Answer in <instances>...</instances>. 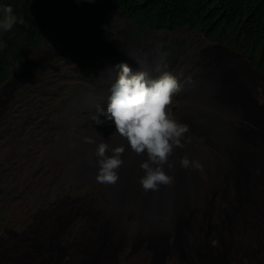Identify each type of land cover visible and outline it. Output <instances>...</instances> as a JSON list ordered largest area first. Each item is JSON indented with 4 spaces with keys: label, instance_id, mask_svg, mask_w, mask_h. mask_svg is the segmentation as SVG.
I'll return each instance as SVG.
<instances>
[{
    "label": "rangeland",
    "instance_id": "rangeland-1",
    "mask_svg": "<svg viewBox=\"0 0 264 264\" xmlns=\"http://www.w3.org/2000/svg\"><path fill=\"white\" fill-rule=\"evenodd\" d=\"M91 32L102 39H90ZM121 62L147 72L151 79L164 72L177 76L181 91L174 95L171 107L182 123L181 117L188 113L202 118L194 105L205 101L206 91L241 86L243 93H252L254 105L264 103L254 84L264 82L261 71L240 52L207 40L197 30L140 33L119 11L82 14L64 41L52 40L24 51L8 81L0 86V264H50L54 251L58 252L56 264H199L197 259L219 264L214 259L215 234L206 238L201 231L204 211L214 209L213 203L220 211V201L226 197L229 203L238 192L233 184H222L218 176L198 183L191 200L151 213L134 196L126 202L103 195L93 198L84 189L91 186L86 181L91 175L77 179L82 200L71 203L60 197L77 188L75 179L70 178L71 171L64 173L68 166L57 167L49 158L74 145L75 135L109 126L98 109L106 112L115 66ZM227 72L229 79L224 77ZM209 101L216 104L218 98L215 95ZM220 106L225 137L214 143L226 146L228 153L232 147L231 165L244 167L237 184L248 201L242 213L259 214L262 205L258 203L264 201V134L260 137L257 130L264 133V119L240 118L230 111L228 102ZM234 126L239 128L232 133ZM244 126L253 132L252 139L242 140ZM196 138L190 137V143H203ZM95 185L96 190L102 184ZM180 220L182 231L178 232ZM254 229L257 237L261 229ZM96 241L102 245H92ZM245 246L249 245L245 242ZM234 255L228 263L264 264L263 259L244 261Z\"/></svg>",
    "mask_w": 264,
    "mask_h": 264
},
{
    "label": "flooded vegetation",
    "instance_id": "flooded-vegetation-1",
    "mask_svg": "<svg viewBox=\"0 0 264 264\" xmlns=\"http://www.w3.org/2000/svg\"><path fill=\"white\" fill-rule=\"evenodd\" d=\"M230 73L232 77L235 76V73ZM261 73L264 75L262 71ZM236 76L240 77V73H236ZM224 77H227L228 79L230 78L228 72L227 76ZM238 77L234 78L237 79ZM244 77L246 78L245 75ZM226 83H228V85L232 84L231 82ZM254 84L255 87L259 89L260 94L258 95L264 97V82L257 81L254 82ZM233 88L237 87L231 86L221 90L219 89L218 93H212L205 90L207 92H204L205 101L196 103L194 105L196 109L203 113L201 119H199L198 116H195L193 113H188L186 116H183V118L180 116L184 124H186L189 128L188 137H192L197 141L196 136H199L204 144L202 143L200 145H193L192 143H189L186 145L184 150L176 149L174 151L173 155L170 157V160L177 161V164L173 172L169 173L174 174L175 176L174 184L171 186H161L159 191L148 193H145L142 190L140 184L138 183V177L143 175V172L139 169L141 158L137 157L131 152L130 149L127 148V142L121 137L112 136L116 129L114 123L109 121V126L104 129H100L99 131H83L78 136L75 135L76 140L74 145L69 147L67 150L61 148L60 151L56 152L53 157L49 158L53 159L54 163L57 164V167L61 166V168H64L68 166L64 173L70 174L69 171H71L73 175L70 174V178L72 180L75 179L74 183L75 187L77 188H74L73 192H65L64 196L62 193L60 197L63 200H68L71 203L82 200L80 199L82 195H77L79 194V191H82V184H79L77 179L79 176L90 177L91 175V177L94 178L92 182L91 177L86 180L91 186L88 187V189H84L88 190L87 192H90V195H92L93 198L96 199V197L103 195L107 196V198H111L112 200L126 202L130 199V197L134 196L143 202L146 212L151 213L148 201H155L157 199L156 193H163V190L166 188L172 189L173 192L176 191L179 193L181 191V197L178 196L179 199L175 203H178L180 200L188 201L191 200V198H193L195 195V190L198 183L200 184L201 182L210 181L212 180L213 176H218L222 184L225 183L227 186H232L233 184V187L236 186L234 189L236 193L238 192V195H235L233 198H231L232 200H229V203L225 201L227 200L226 197L225 200H221V209L218 212L216 206H214V203V209L208 207L204 211L205 221L203 222L201 231L206 233V238H210L208 237L209 235L215 234L214 236L215 240H217V248L215 250L216 254L214 259L219 264H231L228 262H233L234 257L230 255L235 254L238 256V258L244 261L250 260L252 262H258L261 261V259L264 260L263 246H261L262 249L260 246H255L264 245V201L258 203V205H262L263 210L262 211L260 209L261 211L259 214L245 216L246 214L242 213V211L247 206L245 203L248 201H246V197L243 198L245 192L241 191L242 186H238L237 184L240 183L244 167L242 166L238 168L236 165H231L230 156L233 155L232 147L228 148V153L226 146L224 147L214 143V140L217 141L225 137V117L222 114V110L220 109V105L224 102H228V104L231 106L230 111L234 112V114L240 118L252 119V117L258 118V116H261L263 117L261 119H264V103L259 106L254 105L250 101L252 93H243L244 89L241 86L237 88L238 92L236 95H233ZM248 89H250V87H248ZM215 95L218 98V102L213 104L211 101H209V99H215ZM239 96L242 98L239 99ZM234 99H238V102H235ZM247 127L244 126L242 130L240 129L242 140L244 141L247 139H252L250 136L253 132H251V129L248 130ZM238 128L239 127L234 126L231 132L233 133V130L237 131ZM252 128L254 130L253 126ZM67 132L76 134V130H70ZM263 134L264 133L257 130V135L262 137ZM86 136L92 137L97 144L100 142V140H103L104 142H108L112 147L118 144L125 145L126 151L123 156L125 163L120 169V180L117 184L100 185L98 189H94L96 186L95 183L97 182L95 178L97 173V158L95 156L96 145L85 143L84 138ZM227 137L228 135L226 138ZM225 152L229 154V156L225 157ZM185 154H187L190 158L199 159L202 164V170H185L180 168L178 160ZM165 170L167 171L166 166ZM61 175L62 174H60V176ZM246 185L248 186V184ZM217 202L218 200H216V203ZM223 203L226 204L225 208ZM254 228L258 230L261 229L259 232L257 231V237L255 236ZM176 229L178 232L182 231V220L178 221L176 224ZM245 242L246 245L249 246H245ZM92 245L102 244L101 242L96 241L92 242ZM161 245H164V243Z\"/></svg>",
    "mask_w": 264,
    "mask_h": 264
},
{
    "label": "trees",
    "instance_id": "trees-1",
    "mask_svg": "<svg viewBox=\"0 0 264 264\" xmlns=\"http://www.w3.org/2000/svg\"><path fill=\"white\" fill-rule=\"evenodd\" d=\"M5 5L23 23L9 32L0 30V86L8 81L24 51L48 41H64L79 17L92 11H119L140 33L197 30L207 40L240 52L264 73V0H0V8ZM89 36L102 39L95 32ZM57 257L58 252H52L48 262L56 264Z\"/></svg>",
    "mask_w": 264,
    "mask_h": 264
},
{
    "label": "clouds",
    "instance_id": "clouds-1",
    "mask_svg": "<svg viewBox=\"0 0 264 264\" xmlns=\"http://www.w3.org/2000/svg\"><path fill=\"white\" fill-rule=\"evenodd\" d=\"M0 13L3 16L0 30L4 32L23 23L9 5L0 8ZM115 67L117 74L110 88L106 112L104 109L98 111L114 123L116 131L112 136L121 137L127 142V148L141 158L139 169L143 175L138 177V183L142 190L145 193L159 191L161 186H171L175 181L174 174L169 173L173 172L177 161L170 160V157L176 149L184 150L190 143L188 126L178 119L171 107L174 95L181 91V84L170 72L151 79L147 72L134 71L125 62ZM84 142L96 145L97 183L117 184L125 163V145L112 147L103 140L97 144L87 136ZM178 164L185 170H202L200 160L187 154L179 158Z\"/></svg>",
    "mask_w": 264,
    "mask_h": 264
},
{
    "label": "water",
    "instance_id": "water-1",
    "mask_svg": "<svg viewBox=\"0 0 264 264\" xmlns=\"http://www.w3.org/2000/svg\"><path fill=\"white\" fill-rule=\"evenodd\" d=\"M170 193H173V191L171 189H168V188L163 190V193H161V192L156 193L157 196H159V197H158V200H157L156 204L154 205L153 209H155L157 206H159V207L163 206V207L169 208L171 206V204H173L171 202V199L173 197L175 198V196L178 195V193L176 191L171 196H170ZM168 199H170V200L168 201Z\"/></svg>",
    "mask_w": 264,
    "mask_h": 264
},
{
    "label": "bare ground",
    "instance_id": "bare-ground-1",
    "mask_svg": "<svg viewBox=\"0 0 264 264\" xmlns=\"http://www.w3.org/2000/svg\"><path fill=\"white\" fill-rule=\"evenodd\" d=\"M174 184V183H173ZM177 184H179V183H177ZM174 187V186H173ZM176 188V187H175ZM172 190V189H171ZM176 190H178V189H176ZM173 191V190H172ZM175 192V191H174ZM173 192V193H174ZM173 193H170V196L173 194ZM178 193V192H177ZM156 196V195H155ZM178 196H180L181 197V191L178 193V195L177 196H175V198L173 197L172 199H171V202L172 203H175V202H177L178 201V199H179V197ZM158 197L159 196H157V199L155 200V201H152V200H150V201H148V204H149V208H150V210L151 211H153V208H154V205L156 204V202H157V200H158ZM170 199H168V201H169ZM164 209H167L166 207H163V206H161V207H159V206H157L155 209H154V211H157V210H164Z\"/></svg>",
    "mask_w": 264,
    "mask_h": 264
}]
</instances>
